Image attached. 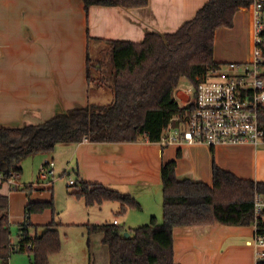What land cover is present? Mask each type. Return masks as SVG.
Returning a JSON list of instances; mask_svg holds the SVG:
<instances>
[{"label":"crops","instance_id":"0c3cea01","mask_svg":"<svg viewBox=\"0 0 264 264\" xmlns=\"http://www.w3.org/2000/svg\"><path fill=\"white\" fill-rule=\"evenodd\" d=\"M205 1L148 0L143 6L91 5L85 9L82 0H0V127L37 124L72 107L109 103L112 90L98 81L102 74L99 60L95 61V76L90 73V64L94 63L91 46L99 43L108 46L109 39L139 42L149 31H174L191 19ZM251 24V10L241 9L234 15L232 27L218 28L214 59H248L251 56ZM221 39L222 46L219 45ZM243 42H246L244 50L239 47ZM187 88L178 86L174 91L179 105L191 96ZM36 154L34 167L39 169L48 162L53 167L49 182L56 169L69 170L67 180L78 178L102 183L131 194L139 202L149 201L146 198H150L151 193L156 199L154 191H157L161 207L160 166L172 159L176 160V174L180 178L211 184L212 166L216 164L240 177L264 182V147L249 143L220 144L211 149L205 143L186 142L162 147L144 138L136 142H90L86 139L77 144L58 143L51 153ZM20 174L15 179L17 187L33 179L29 173L23 181ZM5 181L0 176V195L6 194L9 186ZM78 200H75L78 203L75 218L80 219L73 221V218L71 224L85 225L90 216L96 223L102 220L96 208L84 206L82 198L80 204ZM48 211L53 216V209L28 216L32 233L42 232L43 226L51 221L61 223V220L50 219ZM24 213L25 218L24 203L10 194V234L11 228L19 226ZM149 215L150 219L154 216ZM254 234L253 224L177 226L173 229L174 260L178 264H256ZM10 240L17 243L11 235ZM19 254L22 256L18 257ZM9 258L8 264H29L32 256L28 252L14 251ZM60 259L59 256L49 258L48 264L52 261L60 264ZM0 264H3L1 258ZM93 264H109L108 249L103 255L95 256Z\"/></svg>","mask_w":264,"mask_h":264},{"label":"trees","instance_id":"16d2710c","mask_svg":"<svg viewBox=\"0 0 264 264\" xmlns=\"http://www.w3.org/2000/svg\"><path fill=\"white\" fill-rule=\"evenodd\" d=\"M91 5L143 6L148 0H82ZM253 0H206L191 19L171 32H146L139 42L107 40L109 67L98 81L112 90L107 104L89 103L55 113L37 124L0 127V176L21 172V161L32 154L51 153L58 143L136 142L147 135L157 143L171 119L184 111L174 97L182 78L196 88L205 72L223 61L213 57L216 30L232 27L236 11L249 9ZM264 78V75H263ZM264 120V113L261 115ZM165 147V145H161ZM213 149V147H211ZM48 163H45V167ZM51 166V165H50ZM53 174V171H52ZM51 174V175H52ZM70 179V178H69ZM68 179V180H69ZM67 180V182H68ZM162 221L154 216L129 231L118 223L86 224L88 233L100 232L107 246L109 264H178L173 254V229L177 226L255 225L264 234V210L255 218L256 194L264 195V182L240 177L213 164L212 183L180 178L176 160L161 163ZM66 182V184H67ZM67 186V185H66ZM73 195L86 205L117 201L122 210L139 208L129 194L97 182L75 179ZM53 199L28 202L18 241V252L32 256L30 264H48L60 249V236L53 221L40 233L30 234L31 213L52 209ZM128 232V235L125 233ZM13 243L8 229V197L0 195V258L8 259ZM256 264H264V257Z\"/></svg>","mask_w":264,"mask_h":264},{"label":"built area","instance_id":"2783aa9c","mask_svg":"<svg viewBox=\"0 0 264 264\" xmlns=\"http://www.w3.org/2000/svg\"><path fill=\"white\" fill-rule=\"evenodd\" d=\"M250 29L251 56L246 60H228L208 69L183 105L162 132L160 145L176 142L245 144L264 147V0H253ZM147 135L144 139L147 140ZM86 140V139H84ZM42 166L52 174L51 163ZM17 174L5 178L9 187H17ZM75 180L69 179L67 186ZM264 210V195L256 194L255 218ZM113 223H118L117 219ZM255 227V225H254ZM255 257H264V234H254ZM17 250L15 244L11 247Z\"/></svg>","mask_w":264,"mask_h":264},{"label":"rangeland","instance_id":"374dc122","mask_svg":"<svg viewBox=\"0 0 264 264\" xmlns=\"http://www.w3.org/2000/svg\"><path fill=\"white\" fill-rule=\"evenodd\" d=\"M222 41L223 40L221 39L219 45ZM245 44L246 42H243L239 47L243 48L244 50ZM222 45L223 43H221V46ZM106 47L107 46L105 43H99L91 46L90 48L92 62H94L90 64V73L93 77L96 74L95 73L96 59L99 60L102 69L105 70L108 69L109 67V63L107 62L108 54ZM179 86L181 88L184 87L187 88L188 82L186 81V79L182 78ZM37 155L38 154H34L25 157V159H23L21 163V168H22L20 174L22 175L21 180L23 181L26 180L27 177L26 175H28L29 173L32 175L33 179L31 181L21 183L20 187H17V189L12 191L11 188L8 186L6 189V194H2V195L9 197L10 194L13 193V199L16 198L17 200L24 203V210L28 202L51 200L53 195V204H52L53 216L51 215V212L48 211L47 213L49 214L50 219L54 218L55 222L61 220L60 221L61 223L56 226L58 234L60 236V249L58 252H56L57 254L56 253H54V255L50 254L49 258H52L54 256L55 257L59 256V258H61L60 264H93V258L95 256L97 257V255H103L104 250L107 251L106 246L102 243V237L100 232H92V233L87 232L88 229L86 227V224H93L96 222L92 221L91 220L92 216H90L89 222L86 223L85 225L70 223L72 222V219L75 218L78 212L76 206L78 203L75 200H78L79 197H76L75 195L72 194V192L76 189L75 186L71 188L66 187V181L68 177L67 175L69 170L62 172L56 169L53 176L54 178L52 179L53 182L52 184V182H49L51 181L52 176L48 170H42V166L39 168L40 170L37 168V166L34 167V160L37 158ZM51 168L53 167L51 166ZM37 176L38 177L41 176V177L38 178ZM70 176H72V174ZM154 192L156 195V199L153 198L151 193L150 198L148 197L146 198V200L148 199L149 201H145V202L141 200H140L141 202L137 201L140 205L139 208L130 207L123 211L120 203L111 200L103 201L101 204L88 205V208L91 209L96 208L97 211L100 212L102 216L101 218L102 220L97 223L112 222V220L116 218L118 220V226L123 228L125 231H129L130 229H133L139 225L148 223L150 221V215H149L150 213H152L154 216H158V217L160 216V218L157 217L156 218L158 220V223H161L162 221L161 201L158 199L159 197L157 191ZM44 197H48V199L45 200L43 199ZM70 200H74V201H70ZM79 200L78 202L80 204L81 202ZM84 206H86L85 202H84ZM24 215L25 213L23 214L22 221H20V223L18 222L19 226L15 225L16 227H14L13 229L11 228L12 231L10 234L11 238L16 239V241H18V236L21 230L20 224H23L25 220ZM77 219L80 218H75L73 221ZM86 219H87V215H86ZM28 228L31 231L30 234H34L32 233V229L30 228V226ZM81 232H84V234H82ZM92 243L94 245H92ZM88 244L91 245L90 248H88ZM10 251H14V249L11 248ZM19 256L22 255L19 254L18 257ZM23 258L28 259L27 256L25 257L23 256ZM9 259L8 262L10 263ZM32 259H30V263ZM51 264H57V263L56 261H52Z\"/></svg>","mask_w":264,"mask_h":264},{"label":"water","instance_id":"95a60500","mask_svg":"<svg viewBox=\"0 0 264 264\" xmlns=\"http://www.w3.org/2000/svg\"><path fill=\"white\" fill-rule=\"evenodd\" d=\"M125 234L128 235V232H126Z\"/></svg>","mask_w":264,"mask_h":264}]
</instances>
